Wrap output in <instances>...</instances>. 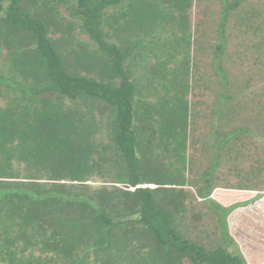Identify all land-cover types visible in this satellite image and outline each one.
Here are the masks:
<instances>
[{
  "label": "trees",
  "instance_id": "trees-1",
  "mask_svg": "<svg viewBox=\"0 0 264 264\" xmlns=\"http://www.w3.org/2000/svg\"><path fill=\"white\" fill-rule=\"evenodd\" d=\"M195 1L0 0V263L247 264L229 216L261 195L242 183L224 188L244 194L235 204L213 197L236 141L264 123L257 112L223 130L239 95L228 21L243 0H223L204 147L190 98ZM249 12L238 23L261 30Z\"/></svg>",
  "mask_w": 264,
  "mask_h": 264
},
{
  "label": "rangeland",
  "instance_id": "rangeland-1",
  "mask_svg": "<svg viewBox=\"0 0 264 264\" xmlns=\"http://www.w3.org/2000/svg\"><path fill=\"white\" fill-rule=\"evenodd\" d=\"M223 2L196 0L191 11L194 36L192 51L196 67L193 69L192 79L195 88L190 98L197 115L195 136L201 140L200 145L203 147L211 143L213 109L218 104L216 102L219 100L221 89L220 75L215 71L214 48L218 42V25L221 21ZM253 10L259 13L255 18L256 23L264 24V0H243L239 7L231 11L232 15L228 21V40L223 57L226 69H229V88L239 95L230 101L238 107L233 122L223 128L226 131L233 126L248 125L245 121H250L257 112H260L259 120L264 121V26L256 32L238 23L239 17H245ZM261 124L262 127L257 128L252 122L249 123L256 131L243 133L236 141L238 151H233L229 157L226 156L217 170L216 185L222 190L219 189L216 194L223 200L238 198L239 190L234 192L229 189L225 192L224 188L239 187L238 184L242 183L248 184V188L255 191L259 190V194L264 192V123ZM191 152L199 157L197 165L205 167L206 160L202 158L200 147L191 149ZM209 155L211 157L210 152ZM262 202L256 212L255 209L249 210L242 215L243 225L254 234L264 233V199ZM212 220L210 215V222ZM239 246L233 247L232 250L241 254L247 264H264V247L259 251L258 242L253 245V242L248 240L239 242Z\"/></svg>",
  "mask_w": 264,
  "mask_h": 264
},
{
  "label": "crops",
  "instance_id": "crops-1",
  "mask_svg": "<svg viewBox=\"0 0 264 264\" xmlns=\"http://www.w3.org/2000/svg\"><path fill=\"white\" fill-rule=\"evenodd\" d=\"M220 189V188H219ZM218 191V190H217ZM259 191V190H258ZM257 190H252L250 197L252 198L254 197L256 194H259ZM244 192V191H243ZM218 193V192H216ZM241 191L238 197H241ZM216 196L213 197H218L217 194H215ZM261 196L256 199L255 201L251 202L249 205L247 206H241L237 209H235L229 216V229H230V234L233 237L234 241L236 242V244L239 246V242H245V241H252L253 245L254 243H259V251H262L263 246V242H264V233L259 232L254 234V232H250L249 229H247V226L243 225L244 220L242 219V215L243 213H246L249 210H254L256 212V208L259 207L260 203H263V199H264V192L262 194H260ZM228 197V196H227ZM238 201V198L236 199H229L228 201L225 200V204L226 206H230L232 204H235ZM223 202V201H222ZM260 209V208H259ZM258 209V210H259ZM264 215V214H263ZM249 236V238H247ZM240 241H239V240ZM260 240V241H259ZM241 247V246H239ZM257 247V246H255ZM244 252H242L243 254Z\"/></svg>",
  "mask_w": 264,
  "mask_h": 264
}]
</instances>
